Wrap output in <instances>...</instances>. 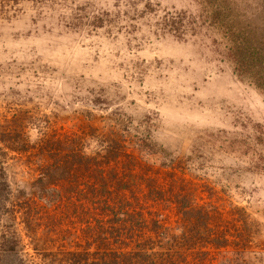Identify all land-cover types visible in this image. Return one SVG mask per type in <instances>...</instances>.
Instances as JSON below:
<instances>
[{"label": "rangeland", "instance_id": "obj_1", "mask_svg": "<svg viewBox=\"0 0 264 264\" xmlns=\"http://www.w3.org/2000/svg\"><path fill=\"white\" fill-rule=\"evenodd\" d=\"M0 161V264H264V0H0Z\"/></svg>", "mask_w": 264, "mask_h": 264}, {"label": "trees", "instance_id": "obj_2", "mask_svg": "<svg viewBox=\"0 0 264 264\" xmlns=\"http://www.w3.org/2000/svg\"><path fill=\"white\" fill-rule=\"evenodd\" d=\"M220 7L221 8L219 11H217V9L212 10V13L216 16L214 17L216 21L215 23L227 25L228 20H233L232 13L230 12L231 10H233V8L230 5L227 6V4H225V7H227L225 8V10L222 9V4ZM224 13H225V19L223 20L222 15H224ZM180 23L181 22H177L176 19L172 16L170 18L169 17L163 18V21L161 24L162 26L163 25L169 26L170 27L169 31L171 30L179 31V29H181L179 28ZM229 29H233L232 33L236 34L237 36L241 32L237 28H229ZM237 36L236 38H234L235 40H233V38L232 39L230 38V41L232 42H230L228 49H229V54L233 57L234 62L236 63V65H238V68L241 70L247 63L246 62V53H247L246 51H247L248 43L242 38H237ZM0 171H1L0 173V193L2 191L7 192V189H9V184L7 182V179L5 178V175H4L5 173H4V169L2 167L1 161H0ZM3 198H6V197L4 196ZM0 199H2V197ZM2 235L5 236V233H3ZM16 248L17 246L16 247L13 246V249L15 251H16Z\"/></svg>", "mask_w": 264, "mask_h": 264}]
</instances>
